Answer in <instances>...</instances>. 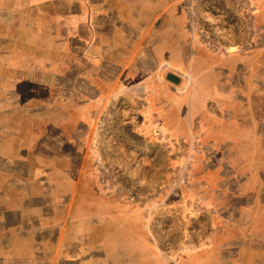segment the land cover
I'll return each mask as SVG.
<instances>
[{
    "label": "crops",
    "instance_id": "obj_1",
    "mask_svg": "<svg viewBox=\"0 0 264 264\" xmlns=\"http://www.w3.org/2000/svg\"><path fill=\"white\" fill-rule=\"evenodd\" d=\"M251 2L261 44L216 52L190 36L179 0H0V264L170 263L152 214L211 210L201 195L222 167L170 180L177 198L154 207L104 191L96 158L148 182L138 169L168 166L175 140L233 149L264 67V0ZM199 240L173 264H264Z\"/></svg>",
    "mask_w": 264,
    "mask_h": 264
},
{
    "label": "rangeland",
    "instance_id": "obj_2",
    "mask_svg": "<svg viewBox=\"0 0 264 264\" xmlns=\"http://www.w3.org/2000/svg\"><path fill=\"white\" fill-rule=\"evenodd\" d=\"M231 15L235 17V14ZM186 22L185 15V25L189 33ZM255 29V38L245 52L254 49L262 42L257 38L260 28L256 26ZM258 69L253 80L251 78V81L258 85L255 84L254 92L250 95L248 118L246 121L236 123V125L239 124L238 134L232 138V150L214 152L207 147L199 148L194 138L175 140L172 149L166 154L168 166L151 170V172L138 169L139 175L145 173L151 175L148 182L140 181L141 176L131 177L122 169L112 165L108 167V171L101 169V172L96 167L99 184L101 177L108 182H113L111 173H119V181L122 185L136 188L137 201L146 202L154 207L160 203L157 199L163 194L167 195L168 202L177 198L179 188L174 186L175 181L170 180H178L205 170L211 177L214 171H210L209 167H222L224 177L221 183L215 185L217 189L211 191L207 199L206 195H201L204 206L211 210L205 207L197 209L195 216L190 218H184L183 215L175 217L172 212L164 211L161 214L158 212L152 214L150 226H148L150 234L154 241L159 242L162 250L172 257L169 264H173L175 256L180 255L182 251L185 252L193 242L197 243L199 239L201 242L211 239L217 242L227 241L234 245L239 244L237 251L240 250V253H244V256L251 261L264 260V249L259 248L260 242H264V67ZM1 96L0 89V110ZM108 123L110 124L111 121ZM168 178L170 185L163 184L162 179ZM229 192H232L233 197ZM240 193L245 195L241 197L238 195ZM119 197L129 200L123 196ZM220 211L225 216H220L223 215L219 213ZM235 253L232 254L234 257H236Z\"/></svg>",
    "mask_w": 264,
    "mask_h": 264
},
{
    "label": "built area",
    "instance_id": "obj_3",
    "mask_svg": "<svg viewBox=\"0 0 264 264\" xmlns=\"http://www.w3.org/2000/svg\"><path fill=\"white\" fill-rule=\"evenodd\" d=\"M179 5L186 15L190 36L205 48L216 52H226L231 48L245 51L250 48L256 31V9L251 0H179ZM231 14H235V17ZM109 166L96 158V167L100 172L101 169L108 171ZM111 174L113 182L101 177L100 186L105 191L113 192V195L137 200L136 188L122 185L119 173Z\"/></svg>",
    "mask_w": 264,
    "mask_h": 264
},
{
    "label": "water",
    "instance_id": "obj_4",
    "mask_svg": "<svg viewBox=\"0 0 264 264\" xmlns=\"http://www.w3.org/2000/svg\"><path fill=\"white\" fill-rule=\"evenodd\" d=\"M166 78H167L170 82H172V83H174V84H177V83L180 81V77H179L177 74L172 73V72H169V73L166 75Z\"/></svg>",
    "mask_w": 264,
    "mask_h": 264
},
{
    "label": "trees",
    "instance_id": "obj_5",
    "mask_svg": "<svg viewBox=\"0 0 264 264\" xmlns=\"http://www.w3.org/2000/svg\"><path fill=\"white\" fill-rule=\"evenodd\" d=\"M0 72H1V70H0ZM5 75L4 74H2V72H1V80H0V83H2V80H3V77H4Z\"/></svg>",
    "mask_w": 264,
    "mask_h": 264
}]
</instances>
